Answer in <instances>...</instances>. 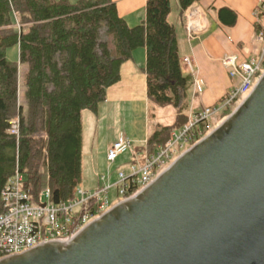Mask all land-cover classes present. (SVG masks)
<instances>
[{
  "label": "trees",
  "instance_id": "trees-1",
  "mask_svg": "<svg viewBox=\"0 0 264 264\" xmlns=\"http://www.w3.org/2000/svg\"><path fill=\"white\" fill-rule=\"evenodd\" d=\"M197 1L180 0L181 10ZM170 4L146 0L144 19L130 27L112 0H0V205L1 192L15 173L34 200L47 189L52 203L73 199L81 181L82 113H98L106 89L120 79V66L139 47L146 50L148 99L176 109L173 124L146 139L140 162L189 123L184 112L190 80L181 68L175 28L167 20ZM218 17L227 25L236 20L227 8ZM256 17L259 33L263 3ZM12 46L18 47L17 62L6 58ZM23 64L24 104L19 100ZM11 117L17 118V134L9 131ZM208 124H193L191 143L204 136Z\"/></svg>",
  "mask_w": 264,
  "mask_h": 264
},
{
  "label": "water",
  "instance_id": "water-1",
  "mask_svg": "<svg viewBox=\"0 0 264 264\" xmlns=\"http://www.w3.org/2000/svg\"><path fill=\"white\" fill-rule=\"evenodd\" d=\"M0 264H264V72L150 184Z\"/></svg>",
  "mask_w": 264,
  "mask_h": 264
},
{
  "label": "built area",
  "instance_id": "built-area-1",
  "mask_svg": "<svg viewBox=\"0 0 264 264\" xmlns=\"http://www.w3.org/2000/svg\"><path fill=\"white\" fill-rule=\"evenodd\" d=\"M262 3L264 10V1ZM184 18L189 37L202 32L203 22L198 17L196 9H188ZM256 39L260 49L255 57L243 62H238L235 55H226L222 59V64L228 69L229 75L239 77V85L228 91L218 104L207 107L195 115L182 130L172 133L170 139L156 154L144 155L143 162L132 164L128 174L120 172L118 181L112 185L117 189L113 201L108 197L111 186L95 192L84 191L76 186L72 191L74 197L71 201L57 204L50 201V192L47 189L41 193L38 200H34L30 192L22 187V175L19 173L12 175L1 192L0 259L52 240L66 239L110 209V206L133 196L150 184L181 153L198 141L191 143L189 130L193 124L210 119L213 114L222 111L231 103H236L242 97L245 99L252 91L256 75L261 71L264 63V28L257 33ZM180 63L187 74H194V68L188 57L181 58ZM195 83L203 87L202 81L197 76ZM9 131L12 134L18 133L16 117H11ZM131 146V141L120 134L118 140L107 148L106 160L114 162Z\"/></svg>",
  "mask_w": 264,
  "mask_h": 264
},
{
  "label": "crops",
  "instance_id": "crops-1",
  "mask_svg": "<svg viewBox=\"0 0 264 264\" xmlns=\"http://www.w3.org/2000/svg\"><path fill=\"white\" fill-rule=\"evenodd\" d=\"M117 13L130 27L139 24L145 17L146 0H112ZM264 0H199L182 11L180 0H170L168 22L178 32V53L180 59L188 57L194 68V74L189 75L190 87L186 92L188 109L184 112L189 121L205 108L218 104L224 95L237 87L240 79L231 77L222 64L226 55H235L238 62L255 57L259 53L260 45L256 39V10ZM194 8L203 22V30L192 37L185 34L184 14ZM227 8L236 14L234 24L227 25L220 21L219 10ZM184 36H182V32ZM184 37V38H183ZM184 43V44H183ZM146 59L144 47L135 49L132 57L120 66V79L106 89L103 103H123L131 107L138 102L143 107L151 109V129L145 130L143 142L155 130L170 126L176 117V109L172 106L160 107L147 97L146 76L143 71ZM196 76L202 81L203 87L195 83ZM83 115V113H82ZM137 141L135 138H129ZM109 146H107L108 148ZM106 148V151H107ZM137 149V148H136ZM141 149V148H140ZM141 163V156L135 158Z\"/></svg>",
  "mask_w": 264,
  "mask_h": 264
},
{
  "label": "rangeland",
  "instance_id": "rangeland-1",
  "mask_svg": "<svg viewBox=\"0 0 264 264\" xmlns=\"http://www.w3.org/2000/svg\"><path fill=\"white\" fill-rule=\"evenodd\" d=\"M70 1L75 2V0ZM181 32L182 36H184L183 31ZM185 34H187V31ZM176 35H179L178 32H176ZM6 58L9 61L17 62L18 47L12 46L8 48L6 51ZM261 68V71H259L256 75L253 86H255L264 72V63L262 64ZM26 69V64L20 65L19 67V100L22 104H24V87L22 81ZM243 100L244 99L242 97L236 103H231L230 106L226 107L222 111L213 114L210 119H208V129L204 136L214 130L223 120H225ZM223 112L224 114L220 115V113ZM151 114V109L143 107V104L138 102L132 103L131 107L129 108L123 103H114L111 105L102 102L99 105L97 114H94L88 110L83 112L82 166L81 181L78 184V188L88 192H95L96 190H100L106 186H111L108 192V197L110 201H113L116 198L117 189L112 185L118 181L119 173L124 172L128 174L129 167L136 163L135 158L137 156H141V153L139 152L140 148L145 144V141L143 142L142 140L146 136V128L149 129L148 124L150 125L151 129ZM124 132L129 138H135L137 141H133L132 146L120 154L114 162H108L106 160L107 146H110L115 141H117L119 135H124ZM102 177L104 178L102 179ZM112 206H110V208Z\"/></svg>",
  "mask_w": 264,
  "mask_h": 264
}]
</instances>
